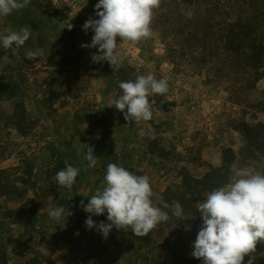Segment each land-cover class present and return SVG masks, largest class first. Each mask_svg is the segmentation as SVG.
Wrapping results in <instances>:
<instances>
[{"label":"rangeland","instance_id":"374dc122","mask_svg":"<svg viewBox=\"0 0 264 264\" xmlns=\"http://www.w3.org/2000/svg\"><path fill=\"white\" fill-rule=\"evenodd\" d=\"M97 3L31 0L27 7L0 17V34L6 27H31L29 39L19 49L15 44L5 49L0 43V74L19 87L16 98L0 101V182L25 190L18 197L0 194V249L6 253V264L35 259L38 264H203L191 255L197 234L182 237L178 224L160 223L142 237L113 226L104 238L98 228L88 229L85 220L91 216L97 225L110 223L107 213H86L80 201L87 204L98 188L102 190L108 163L147 175L158 194L180 184L185 172L201 177L210 166H222L226 149L234 156L232 164L264 172V154L253 152L237 129L239 122L253 124L264 94L244 89L239 69L233 70L223 58L208 56L206 49L215 42L219 23L235 18L238 7L235 0H161L168 20L160 25L153 16L152 37L138 43L117 37L124 57L112 69L107 61H92L97 48L81 47L90 44L94 35L82 25L90 17L98 19ZM261 4L264 0H246L239 6L243 16L252 18L254 6ZM195 15L185 32L177 33L182 27L178 22ZM199 20L203 22L200 36L205 35L207 42L187 34ZM67 23L73 25L71 30ZM36 48L44 55L27 59L26 51ZM148 72L167 79L168 92L149 97L151 120L125 121L122 112L106 104L114 94H122L120 81ZM17 102L25 106V134L14 124ZM149 125L154 138L140 137L139 130ZM86 144L98 159L92 168L84 158ZM67 164L79 169L71 190L53 181ZM50 195L52 203L72 215L59 222L50 219ZM252 255L253 264H264V244L258 243Z\"/></svg>","mask_w":264,"mask_h":264},{"label":"clouds","instance_id":"9594fccd","mask_svg":"<svg viewBox=\"0 0 264 264\" xmlns=\"http://www.w3.org/2000/svg\"><path fill=\"white\" fill-rule=\"evenodd\" d=\"M31 0H0V17L10 15L14 10L28 6ZM161 0H98L95 15L98 19L89 18L82 25L83 30L92 29L94 35L90 44L81 47H95L91 54L93 62L107 61L112 69L118 67L124 52L117 43L120 41L138 43L153 35L151 23L154 9ZM65 27V25H64ZM68 30L73 28L66 24ZM31 35V27H20L13 30L6 27L0 34V43L5 49L15 44L19 49ZM41 48L28 50L27 59L43 56ZM122 94H114L106 106H115L123 113L125 121H141L152 119V105L149 97L153 94L163 95L168 92V81L157 79L155 74H137L134 80L120 81ZM126 109V111H125ZM140 137L154 138L155 130L140 129ZM99 138V137H97ZM85 159L88 167L98 163L93 147L86 144ZM79 169L67 164L53 177V181L61 187L72 189ZM104 187L97 189L88 203L80 201V207L86 213L101 215L107 213L110 223L101 221L98 225L88 216L85 225L88 229L98 228L106 238L113 228L131 230L135 236L142 237L150 233L158 224L167 222L172 216L179 220L194 218V214H185L179 201L171 204L155 193L147 175H137L116 163H108L104 175ZM155 198V200H154ZM48 216L57 222L66 220L72 213L64 206L52 203L49 196ZM159 205V206H158ZM196 209L202 224L193 242L191 255L202 259L203 264H243L245 256H249L247 264H253L258 243L264 244V172L253 167L231 165L228 182L213 188L205 194V198L197 203ZM78 234V233H77Z\"/></svg>","mask_w":264,"mask_h":264},{"label":"trees","instance_id":"16d2710c","mask_svg":"<svg viewBox=\"0 0 264 264\" xmlns=\"http://www.w3.org/2000/svg\"><path fill=\"white\" fill-rule=\"evenodd\" d=\"M191 1V0H190ZM246 0H235L238 7L236 9V17L230 20H223L219 23L220 31L213 33L215 35V42L212 46H208V56H213V59L221 60L222 58L227 61L233 68L239 69L242 74V82L245 83L244 89L255 88L256 82L264 77V4L261 6H254L255 13L252 14V18L243 16V7H240V3ZM187 2V0H183ZM179 5V4H177ZM232 8V6H230ZM163 4H160L158 8L154 9V19L159 20L160 25L163 21L168 20V13L164 12ZM178 22L181 28H178L177 33H184V27L190 25L196 19V15L191 18H185ZM198 21V20H197ZM196 22L193 29L187 32L192 36V39L200 40L201 38L207 42V38L202 34L200 36V25L203 22ZM203 21V20H202ZM165 25V24H164ZM180 27V26H179ZM203 31V30H202ZM177 35V34H176ZM177 37V36H176ZM190 38V37H189ZM200 38V39H198ZM205 42L203 46L206 47ZM197 46L194 47V51ZM192 49V46H189ZM209 59V58H208ZM212 59L210 58L209 61ZM207 61L206 59L204 62ZM19 95L18 84L7 80L6 77L0 74V101L16 98ZM26 110L23 102H17L14 106L13 118L15 121V127L22 134H25L24 126L22 122L26 121ZM237 129L241 135L246 139V143L253 146V152L256 151L259 155L264 154V124L257 122L255 124H249L247 122H239ZM234 160V156L230 149L224 151V163L220 167H209V170L205 172L201 177H194L185 172L182 174L180 184L169 185L165 188L160 195L169 204L173 200L179 201L182 205L185 214H194V218L187 220H179L177 217L172 216L170 209L168 211L171 217L169 221L162 222L165 227H175L176 224L182 229V237L189 235L194 237L198 233L202 224V219L199 212L196 209L197 202L201 199V195L205 191H211L213 188L222 186L228 182L229 168ZM0 172H3L1 170ZM31 172L29 169L28 173ZM30 174V173H29ZM9 193L15 194L17 197L22 196L25 190L22 192L13 183L0 182V194L7 195ZM155 200V198H154ZM159 206V205H158ZM177 239V236H173ZM6 253L0 249V264H6ZM28 264H38L37 259Z\"/></svg>","mask_w":264,"mask_h":264},{"label":"crops","instance_id":"0c3cea01","mask_svg":"<svg viewBox=\"0 0 264 264\" xmlns=\"http://www.w3.org/2000/svg\"><path fill=\"white\" fill-rule=\"evenodd\" d=\"M254 90H256V93L257 92H262V94H264V77L260 78L256 82V86H255ZM263 101H264V95L263 96L260 95V100H259V104L258 105L261 106V107L256 109L254 118L252 120L253 121V124H255L257 122H261V123L264 124V107L262 108V105L264 103ZM233 147L234 146H231V148H233ZM234 148H236V147H234ZM192 238H194V237H192ZM246 258H247L246 261H248L249 260V257H246Z\"/></svg>","mask_w":264,"mask_h":264}]
</instances>
